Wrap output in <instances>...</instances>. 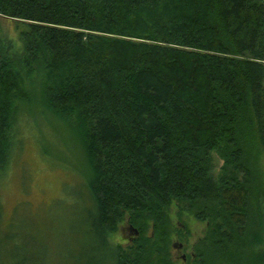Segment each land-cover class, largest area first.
<instances>
[{"label":"trees","instance_id":"trees-1","mask_svg":"<svg viewBox=\"0 0 264 264\" xmlns=\"http://www.w3.org/2000/svg\"><path fill=\"white\" fill-rule=\"evenodd\" d=\"M0 17L23 24L0 34V178L21 104L78 135L66 264H172V202L211 224L194 264H264V0H0Z\"/></svg>","mask_w":264,"mask_h":264},{"label":"rangeland","instance_id":"rangeland-1","mask_svg":"<svg viewBox=\"0 0 264 264\" xmlns=\"http://www.w3.org/2000/svg\"><path fill=\"white\" fill-rule=\"evenodd\" d=\"M22 28L23 24L0 17L3 37L16 39ZM21 105L29 113L16 119L19 147L0 178V264H66L67 242L80 225L70 216V211L78 210L70 208L78 190H70L78 184L83 168L78 135L43 104ZM218 159L212 157L214 175L222 163ZM168 215L172 264H194L196 247L204 250L209 243L205 238L211 224L196 218L183 203L172 202ZM132 228L136 227L124 217L114 239L122 245L130 243L136 236ZM262 248L264 233L253 247L255 251ZM214 264L226 263L215 258Z\"/></svg>","mask_w":264,"mask_h":264},{"label":"water","instance_id":"water-1","mask_svg":"<svg viewBox=\"0 0 264 264\" xmlns=\"http://www.w3.org/2000/svg\"><path fill=\"white\" fill-rule=\"evenodd\" d=\"M132 230L134 231L135 235L138 234V230L136 228H132Z\"/></svg>","mask_w":264,"mask_h":264}]
</instances>
